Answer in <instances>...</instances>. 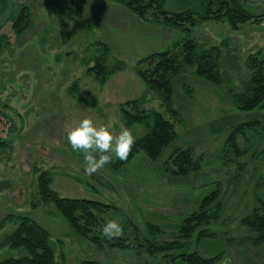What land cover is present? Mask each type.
<instances>
[{
	"label": "rangeland",
	"instance_id": "374dc122",
	"mask_svg": "<svg viewBox=\"0 0 264 264\" xmlns=\"http://www.w3.org/2000/svg\"><path fill=\"white\" fill-rule=\"evenodd\" d=\"M221 1L163 0L171 14L193 12L196 23L182 27L152 14L141 17L121 0H0V259L27 254L5 243L18 218L27 215L49 232L60 264H173L166 251L148 249L164 243L173 244L176 254L217 257L214 264L224 257L232 264H264L261 232L243 222L264 207V108L240 110L234 100L251 75L249 56L264 48V0H239L254 17L237 26L202 17ZM24 7L28 18L15 28ZM186 39L194 40L198 53L220 49V83L198 74L197 63L183 61ZM168 49L180 67L170 74L173 93L167 101L137 67L151 53ZM97 59L109 72L104 83L92 69ZM134 99L139 109L162 112L172 121L176 140L157 159L139 150L119 166L113 154L111 163L86 177L83 154L72 150L66 130L90 118L113 133L129 128L138 139L149 126L127 125L122 112L135 109L126 104ZM242 122L248 123L231 146L228 138ZM187 147L201 168L183 180L169 178L164 166L172 164L176 149ZM43 171L60 196L112 206L93 232L99 242L78 233L53 202L40 199ZM215 189L218 198L204 208L214 217L186 235L185 220ZM109 219L121 224L119 238L127 247L102 238ZM201 229L212 235H200Z\"/></svg>",
	"mask_w": 264,
	"mask_h": 264
},
{
	"label": "trees",
	"instance_id": "16d2710c",
	"mask_svg": "<svg viewBox=\"0 0 264 264\" xmlns=\"http://www.w3.org/2000/svg\"><path fill=\"white\" fill-rule=\"evenodd\" d=\"M121 1L130 10L144 18L152 14L159 21L182 27H185V24L189 21L192 24L196 23L193 12L187 10L171 14L164 8L163 0ZM202 17L226 19L231 25L237 26V24L253 18L254 15L248 12L239 0H222L217 10L208 12ZM27 18V8L24 7L18 19L14 22V27H21ZM196 47V43L192 39H186L183 42V61L188 65L197 63L198 74L214 83H220L222 80L220 49L217 46H213L198 53ZM248 66L251 70L249 80L242 91L234 94L237 107L244 111L264 108V48L249 56ZM179 67L177 54L168 49L151 53L143 58L138 64L137 72L150 89L159 91L164 95L165 100L168 101L171 99L173 93L170 74L178 72ZM92 69L96 71V78L104 83L109 76V72H106L103 61L97 59L96 65ZM137 103L138 99L126 103L134 104V110L122 108L125 123L129 126L137 123L146 124L149 126V130L143 136L136 139V143L127 161L117 160L119 166L131 160L139 150H144L150 158L157 159L177 138L174 123L167 119L162 112L139 109ZM247 123L242 122L234 127V131L228 138L231 146L236 147V132L242 130V126ZM230 124L232 123H228V125ZM2 144L3 141H0V145ZM176 150L174 156H172V164L164 166V174L175 180H183L182 178L189 176L194 171H198L201 166L194 160L190 147L178 148ZM50 183L51 178L49 174L46 171L40 172L38 180L40 199L44 202H53L78 233L99 242V236L93 232L101 226L102 214L111 209L112 206L96 199L60 196L50 188ZM218 195V189L212 191L203 199L200 209L187 217L181 228L186 235H189L196 226L207 224L211 221L214 215L209 214L204 208L215 202ZM18 221L17 227L7 237L5 243L11 248L24 250L27 254L17 257H5L0 259V264H60L56 260V249L49 232L27 215L20 216ZM243 222L261 232L257 241H264V207L262 210L258 209L255 211L253 215L246 216ZM200 235L208 236L212 235V233L208 232L207 229H201ZM111 240H113L115 245L121 247L128 246L127 242L120 238ZM148 249L166 251L165 255L170 256L172 261H174L173 264H214L217 258L204 257L197 251L176 254L177 248H174L173 244L168 243L159 245V247L150 245ZM176 259H179V262H175ZM84 264L102 263L86 260Z\"/></svg>",
	"mask_w": 264,
	"mask_h": 264
},
{
	"label": "clouds",
	"instance_id": "9594fccd",
	"mask_svg": "<svg viewBox=\"0 0 264 264\" xmlns=\"http://www.w3.org/2000/svg\"><path fill=\"white\" fill-rule=\"evenodd\" d=\"M66 131L72 150L83 154V170L88 178L111 163L113 154L120 161H127L136 143L129 128L122 127L119 133H113L104 125H96L90 118L80 120ZM101 235L109 240L119 238L123 235V228L117 220L109 219L103 225ZM222 264H232L231 257H224Z\"/></svg>",
	"mask_w": 264,
	"mask_h": 264
}]
</instances>
